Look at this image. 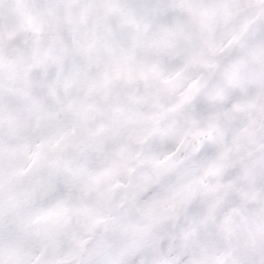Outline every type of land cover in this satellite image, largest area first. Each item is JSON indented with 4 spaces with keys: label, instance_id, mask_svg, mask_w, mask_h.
Segmentation results:
<instances>
[{
    "label": "clouds",
    "instance_id": "clouds-1",
    "mask_svg": "<svg viewBox=\"0 0 264 264\" xmlns=\"http://www.w3.org/2000/svg\"><path fill=\"white\" fill-rule=\"evenodd\" d=\"M0 264H264V0H0Z\"/></svg>",
    "mask_w": 264,
    "mask_h": 264
}]
</instances>
